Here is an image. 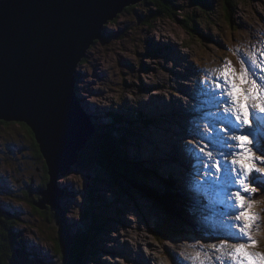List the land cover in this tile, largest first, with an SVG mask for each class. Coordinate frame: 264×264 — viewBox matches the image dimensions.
Instances as JSON below:
<instances>
[{
  "label": "rangeland",
  "instance_id": "obj_1",
  "mask_svg": "<svg viewBox=\"0 0 264 264\" xmlns=\"http://www.w3.org/2000/svg\"><path fill=\"white\" fill-rule=\"evenodd\" d=\"M158 1H141L127 7L128 10L124 9L114 21L104 25L102 38L88 48L85 58L76 67L74 91L77 102L94 118L91 127L102 130L103 125L110 126L107 129L115 131V137L120 140L118 152L125 155L131 168L147 173L136 174V177L144 179L146 184L142 185L155 189L159 195L161 189H165L164 183L172 182L175 186L181 171V158H176L179 154L174 153L170 143L173 136L176 139V133L169 121L176 119H166L168 115L157 112L150 99L164 103L168 100L170 106L176 107L177 100L189 96L181 85L188 86L190 93L198 94L195 62L202 63L204 56L219 49L226 50L239 35L247 34L255 22L261 23L264 0H234L237 6L227 22L221 0H207L202 8L195 6L192 0H168V4L173 3L177 8L170 18L163 12L156 17L153 10L158 8ZM182 15L194 19L188 26L192 31L181 22ZM152 17L149 23L145 21ZM191 100L188 104L194 107L197 101ZM158 113L165 116L161 119ZM121 129L125 132L121 133ZM33 139L26 124H0V221L5 219L7 230L10 227L13 234L10 251L25 255L28 264H66L57 255L59 251L56 253L52 242L63 231L61 226L69 234L76 230L88 237L83 243L82 264H125L126 261L169 264L167 246L175 248L179 240L172 241L174 235H157L155 228L166 219L163 209L142 194L123 196L102 169L77 168L75 164L65 175L58 172L61 210L50 206L45 207L43 214L36 210L32 203L41 200L38 191L45 190L48 182L42 188L46 165L43 157H37ZM214 139L210 137L204 142L205 152L212 154L209 158L204 152V162L210 165L219 161L222 169L231 153L225 144L215 146ZM195 177L200 183L211 181L209 170ZM252 179L261 183L255 196L264 200V175L253 173L250 183ZM176 184L182 187L180 181ZM208 189L213 191L210 185ZM260 204L264 206V201ZM210 205H207L209 210ZM94 223L96 228H93ZM2 226L0 224V230ZM204 226L209 229L208 223ZM263 227L258 228L257 233L263 232ZM138 235L145 240L140 251L134 245L125 249V244L131 243L129 236ZM178 235L181 242L194 240L189 233ZM260 241L264 245V234ZM149 249L154 250L155 261L146 258L145 252ZM4 256L5 261H10Z\"/></svg>",
  "mask_w": 264,
  "mask_h": 264
},
{
  "label": "water",
  "instance_id": "obj_2",
  "mask_svg": "<svg viewBox=\"0 0 264 264\" xmlns=\"http://www.w3.org/2000/svg\"><path fill=\"white\" fill-rule=\"evenodd\" d=\"M141 1L0 0V122L26 124L49 176L34 207L61 210L58 172L71 171L94 133L75 98L77 65L104 25Z\"/></svg>",
  "mask_w": 264,
  "mask_h": 264
},
{
  "label": "snow or ice",
  "instance_id": "obj_3",
  "mask_svg": "<svg viewBox=\"0 0 264 264\" xmlns=\"http://www.w3.org/2000/svg\"><path fill=\"white\" fill-rule=\"evenodd\" d=\"M260 59H264V55ZM251 64L258 65L257 59L253 58ZM257 70L264 74V64L258 65ZM214 84L215 89L228 99V104L223 107V112L230 113L236 124L244 128L249 126L250 110L264 114V86L256 83L245 66H242L237 73L231 63L225 61ZM228 105H230V109ZM220 131L233 142L234 150L228 159V164L233 173L238 174L239 177L236 181L238 190L232 191L230 195L238 209L235 216L232 217L234 221L232 226L243 237V242L231 245V260L233 264H264V253L251 251L259 246L258 242L253 239L252 232L260 220V215L254 211L256 200L249 198L250 196L254 197L258 191L250 183L249 178L253 173L264 175V157L258 156L252 150V140L249 136L242 134L229 136L225 128H221ZM207 155L211 158L212 154L207 153ZM211 168L219 176L221 173L220 162L212 163ZM225 243L221 242L220 248H223Z\"/></svg>",
  "mask_w": 264,
  "mask_h": 264
},
{
  "label": "trees",
  "instance_id": "obj_4",
  "mask_svg": "<svg viewBox=\"0 0 264 264\" xmlns=\"http://www.w3.org/2000/svg\"><path fill=\"white\" fill-rule=\"evenodd\" d=\"M149 3L151 0H143V2ZM207 0H192V3L194 5H200L202 6L206 5ZM223 2V7L226 12V22L230 21L232 19L231 12L234 10V8L237 6V3L234 0H221ZM168 0H159L157 2V9H154L153 12L155 13L156 17L161 16L162 12L165 16L169 17L173 16V12L177 10L175 8V4L170 3L168 4ZM128 10V9H125ZM205 10V7H204ZM172 11V12H171ZM180 9H178V12ZM193 17H196L195 15ZM152 18H148L145 20L146 22H150ZM115 20V19H114ZM113 20V21H114ZM193 18H188L182 15L181 22H183L186 26V29H189V24L193 22ZM112 22V21H111ZM189 31H192V29H189ZM94 118H92L93 121ZM119 119V118H117ZM119 121V120H118ZM0 124H4V122H0ZM6 124V123H5ZM104 129L102 130H95V134L92 136L89 144L85 147L83 151L80 152L78 156V161L76 163L77 168H89V167H97L99 169H102L107 173L109 176V179L113 183V185L119 190V192L123 196L132 195L133 193L136 194H142L146 199H149L154 204H162L164 208L163 211L167 214V216L173 217V214H170V192L168 191V187L165 188L163 195H158L155 193V189L143 186L142 184H146L144 179H139L136 177V174H144L147 175V173L143 170H139L136 168L134 170L133 168L128 165L125 155L122 156L118 152V144L120 142L119 137L114 132L109 131L103 125ZM125 130L121 129V133H124ZM120 133V134H121ZM129 133V132H127ZM33 147L36 150L37 157L40 158L42 155L40 154L39 148L37 143L35 142V139H33ZM128 160V159H127ZM43 172L47 175V167L43 168ZM151 176H153L152 173H150ZM48 182V175L45 177L44 184L42 183V188L46 185ZM142 182V183H141ZM137 187L142 188L138 189ZM33 200V199H31ZM37 203V202H36ZM35 203V204H36ZM34 207V205H33ZM36 208V207H34ZM38 211H42L43 214L45 210H40L36 208ZM173 220H170V217L167 218V221H175L172 223L176 229H179L180 224L177 222V217L174 215ZM93 220H97V217L94 216ZM61 219L59 220V222ZM7 221L5 219L0 221V224H2L4 227L3 230H0V264H28L27 257L23 254L17 255V253L14 251H10L12 244L14 243V240L11 238L13 237V234L10 230V227H8L7 230ZM5 224V225H4ZM93 224V223H92ZM96 224L94 223L93 228H96ZM60 228L63 230L62 232H59V235L56 238L52 239V242L54 243V248L57 251H59V254L57 255L60 257L62 261L66 264H82V254L84 253V245L83 243L88 239V237L80 231H74L73 234H69L68 230L66 231L65 227ZM164 230L166 232L171 231V227H164ZM159 227V232L162 233L161 230H163ZM7 230V231H6ZM159 233V234H160ZM92 241V239H91ZM8 256L10 261H5V256ZM63 255V256H61ZM4 256V261H3Z\"/></svg>",
  "mask_w": 264,
  "mask_h": 264
},
{
  "label": "bare ground",
  "instance_id": "obj_5",
  "mask_svg": "<svg viewBox=\"0 0 264 264\" xmlns=\"http://www.w3.org/2000/svg\"><path fill=\"white\" fill-rule=\"evenodd\" d=\"M132 6V5H131ZM128 7H130V6H128ZM111 22V21H110ZM109 22H107L106 24H108ZM97 41V40H96ZM94 42V41H93ZM92 45V44H91ZM90 45V46H91ZM89 46V47H90ZM263 61V59H259V61H258V63H259V65L261 64V62ZM181 87H183L184 89H185V91H187L188 93H189V98H190V101L192 102V100L191 99H194L195 101H197V99L195 98V96L197 95L196 94V92H191L190 93V91H189V87L188 86H183V85H181ZM75 98H76V100H78V98H77V95L75 94ZM180 100V99H179ZM168 101V100H167ZM162 102V101H160V100H157V99H150V103H153V104H151V105H154L155 107H156V111L157 112H165V114H167L168 115V117H165L166 119H175V114L178 112V109L175 107V106H170V104H168V102ZM163 104L162 105V107H160V105L159 104ZM148 110H149V108H148ZM159 115H161V113H158ZM193 114H194V112H193ZM166 115V116H167ZM218 117L217 118H219V119H221V120H223V122L224 123H229L228 122V119L227 118H225L222 114H220L219 113V115H217ZM193 120H196L195 118H192ZM260 119H256V117H255V121H256V123L258 124L260 121H259ZM108 128L110 127V126H107ZM197 128L200 130V127H198L197 126ZM95 130H96V128H94ZM201 131V130H200ZM94 133H95V131H94ZM93 136V135H92ZM174 137V136H173ZM171 145V144H170ZM171 147V146H170ZM173 147V149H174V153L176 152V153H178L179 154V151H178V149L173 145L172 146ZM210 147V146H209ZM214 149H216V148H214ZM252 150H254V148L252 147ZM213 153H214V151H213ZM218 155V154H217ZM78 156H79V154H78ZM177 159H179V158H181L180 157V154L178 155V157H176ZM194 170L193 169H191V171H189L188 173H186V174H183V176H181V178L183 179V178H186L187 180H188V182L190 183V185H191V191L192 192H194V195H193V197L196 195V191H197V187L198 186H200V184H198V183H196L195 182V180L193 179V177H192V175H194L195 173L193 172ZM207 182V181H206ZM217 187H219V188H223L224 187V184L222 183L221 185H216ZM161 190H163V189H161ZM190 198L188 199L189 201H190V199H192L193 197H191V192H189L188 194H187ZM198 195V194H197ZM40 200V199H39ZM212 202H214V201H212ZM208 205V204H207ZM207 205H202L203 207H207V209H208V206ZM228 208H227V210H228V213L230 212V211H233L234 210V208H235V206L233 205V203L232 202H229L228 203ZM210 207H211V210H214V209H216L215 211H221L220 209H221V205H217V206H211L210 205ZM188 209V208H187ZM209 210V209H208ZM264 210V206L263 205H261L260 203H258V202H256V206H255V209H254V211H263ZM191 212L189 211V214H190ZM191 215V214H190ZM214 215H218V213L217 214H213L212 216H214ZM259 215H260V220H259V222L260 221H262V223L264 224V211L263 212H259ZM228 219L229 220H233L232 218H230V217H228ZM216 220V218H207V219H202V220H200V222L201 223H203V225H206V223H208V227H209V230H213V232L215 231V232H220V231H224V232H227V233H229L230 234V236L231 237H233L234 238V241L235 242H237V241H242L243 242V237L241 236V235H239V233L238 232H236L237 230L233 227L232 228V225H231V223L229 222V221H227V222H225V224H223V223H220V222H218V221H215ZM210 221V222H209ZM196 222V220H193V222L192 223H195ZM256 229H257V226L255 227ZM254 228V229H255ZM264 228V227H263ZM258 230V229H257ZM254 231V230H253ZM264 234V231L263 232H261L260 234H259V232L257 233V236H259V237H261L262 235ZM142 237V235H138V236H136V237H133V236H129V238L131 239V243H126L125 244V249H130L133 245H134V247L136 248V249H139V251H140V248H141V246H142V244H143V242L145 241L143 238H141ZM193 241L191 240V241H184V242H182V244H179L178 242L177 243H175V248H171V247H168L167 246V249L169 248V251H171V253L173 252V255L175 256V257H177V258H179V260L181 261V263H184V258H182V257H180V255H178V253L177 252H175V251H181L183 248V246L182 245H184L185 246V249H189L192 245H195L197 248H202L203 247V245L201 244H199V243H197V241H195V238L193 237ZM162 242L163 241H160V243H161V245H162ZM149 247V246H148ZM263 248H264V245H260L259 246V248H258V252H261V253H264V251H263ZM154 250H147L146 252H145V256H146V258L147 259H151L152 261H155V252H153ZM251 251H253L252 249H251ZM18 253V252H17ZM141 254H142V250H141ZM184 254L185 255H187V253H185L184 252ZM142 256V255H141ZM140 256V257H141ZM143 256H144V254H143ZM161 256H163L162 255V253H161ZM140 257H139V259H140ZM163 257H166V256H163ZM168 258H170V257H168ZM200 259L202 260V261H204V257H202V256H200ZM212 259H214V257H212ZM228 260L229 261H231V258L230 257H228ZM185 261H187V259L185 258ZM125 264H132V263H129V262H127L126 261V263ZM139 264V263H138ZM156 264V263H155ZM171 264H176V262H174V261H172L171 262ZM212 264H222V263H219V262H215V259H214V261H212Z\"/></svg>",
  "mask_w": 264,
  "mask_h": 264
},
{
  "label": "flooded vegetation",
  "instance_id": "obj_6",
  "mask_svg": "<svg viewBox=\"0 0 264 264\" xmlns=\"http://www.w3.org/2000/svg\"><path fill=\"white\" fill-rule=\"evenodd\" d=\"M45 168V167H44ZM44 176L46 177L47 175H46V173H44ZM45 177H44V179H45Z\"/></svg>",
  "mask_w": 264,
  "mask_h": 264
}]
</instances>
